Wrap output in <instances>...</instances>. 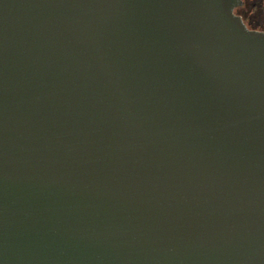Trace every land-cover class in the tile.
Wrapping results in <instances>:
<instances>
[{"label": "water", "instance_id": "95a60500", "mask_svg": "<svg viewBox=\"0 0 264 264\" xmlns=\"http://www.w3.org/2000/svg\"><path fill=\"white\" fill-rule=\"evenodd\" d=\"M242 4L0 0V264H264Z\"/></svg>", "mask_w": 264, "mask_h": 264}, {"label": "rangeland", "instance_id": "374dc122", "mask_svg": "<svg viewBox=\"0 0 264 264\" xmlns=\"http://www.w3.org/2000/svg\"><path fill=\"white\" fill-rule=\"evenodd\" d=\"M257 2L258 0H244L236 11L244 16L248 24L255 26L257 29H264V6H258Z\"/></svg>", "mask_w": 264, "mask_h": 264}, {"label": "trees", "instance_id": "16d2710c", "mask_svg": "<svg viewBox=\"0 0 264 264\" xmlns=\"http://www.w3.org/2000/svg\"><path fill=\"white\" fill-rule=\"evenodd\" d=\"M248 1H250V0H248ZM258 6H264V0H258ZM250 7V6H249ZM237 12V11H236ZM247 25L250 27V28H253V29H257L255 26H252V25H250V24H248L247 23ZM260 30H264L263 28H260Z\"/></svg>", "mask_w": 264, "mask_h": 264}, {"label": "flooded vegetation", "instance_id": "af4514ba", "mask_svg": "<svg viewBox=\"0 0 264 264\" xmlns=\"http://www.w3.org/2000/svg\"><path fill=\"white\" fill-rule=\"evenodd\" d=\"M243 2H244V0H243ZM237 14H239L238 12H237ZM240 15V14H239ZM242 17H243V19H244V16L243 15H241ZM244 21L246 22V20L244 19ZM246 24H247V22H246Z\"/></svg>", "mask_w": 264, "mask_h": 264}]
</instances>
